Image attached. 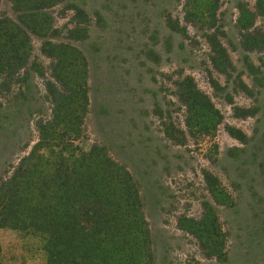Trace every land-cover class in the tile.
I'll list each match as a JSON object with an SVG mask.
<instances>
[{"label": "rangeland", "instance_id": "374dc122", "mask_svg": "<svg viewBox=\"0 0 264 264\" xmlns=\"http://www.w3.org/2000/svg\"><path fill=\"white\" fill-rule=\"evenodd\" d=\"M188 2L65 0L49 10L48 35H29L26 66L0 79V176L32 152L39 128L54 122L61 83L45 43L69 47L63 75L78 91L70 119L82 126L75 145L89 151L98 144L133 174L151 232V264H264V51H247L239 28V9L254 15L256 0H220L213 27L187 22ZM0 16L15 18L6 0ZM255 18L264 32V17ZM183 84L221 115L213 136L189 131ZM237 109L254 114L239 117ZM73 126L66 122L54 135L70 141ZM228 128L243 132L247 144ZM65 145L57 142L54 152ZM205 205L222 232L214 240L223 244L221 259L208 257L190 229ZM46 243L37 233L0 229L1 264H48Z\"/></svg>", "mask_w": 264, "mask_h": 264}, {"label": "trees", "instance_id": "16d2710c", "mask_svg": "<svg viewBox=\"0 0 264 264\" xmlns=\"http://www.w3.org/2000/svg\"><path fill=\"white\" fill-rule=\"evenodd\" d=\"M6 1L15 18L0 16V79L9 72L12 77L26 66L29 35L46 37L51 26L47 12L65 0ZM2 4L0 0V12ZM219 9L220 0H189L186 21L216 26ZM239 11L243 47L249 52L264 51V32L257 28L255 20L256 15L264 17V0H256L255 16L245 8ZM49 46L45 55L56 63L55 77L61 83V91L53 94L54 122L41 126V138L32 152L0 176V229L44 236L48 264H151V232L133 174L98 144L89 151L75 145L82 126L75 125L81 122L75 121L77 116L70 117L76 112L72 106L75 105V109L78 106L74 99L78 91L63 75L69 68L66 59L72 53H64L69 47L62 46V49L51 42L45 43L43 51ZM181 87L179 97L187 108L189 131L213 136L221 124V115L196 87L186 84ZM244 89L247 90L245 86ZM237 113L243 118L254 114L239 109ZM66 122L74 125L70 129L75 137L67 142L59 141L54 134ZM228 131L231 137L247 144L243 132L234 128ZM57 142L60 146L66 144L62 154L53 150L58 148ZM48 149L53 156L43 153ZM65 151H69L68 157L64 156ZM211 180L217 183L213 177ZM211 192L215 203L222 205L218 190ZM204 209L200 221H190L193 224L191 232L204 243L208 257L221 259L223 244L214 241L222 235L216 214L209 205Z\"/></svg>", "mask_w": 264, "mask_h": 264}]
</instances>
